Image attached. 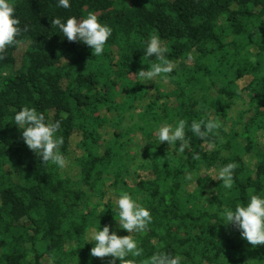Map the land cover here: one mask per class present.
Masks as SVG:
<instances>
[{"label":"trees","instance_id":"trees-1","mask_svg":"<svg viewBox=\"0 0 264 264\" xmlns=\"http://www.w3.org/2000/svg\"><path fill=\"white\" fill-rule=\"evenodd\" d=\"M10 2L29 27L0 60V264H111L90 254L91 230L104 226L138 242L136 264L156 252L180 255V264H264V245L221 217L247 205L249 188L264 198V0ZM89 12L112 29L99 57L51 23ZM153 33L175 68L166 81L141 83L133 74L155 61L143 60ZM25 106L61 121L64 169L43 165L24 142L14 116ZM208 117L219 135L195 137L192 121ZM180 119L191 144L184 153L180 141L158 138ZM233 162L226 189L218 173ZM123 192L150 210L144 233L119 227Z\"/></svg>","mask_w":264,"mask_h":264},{"label":"clouds","instance_id":"clouds-1","mask_svg":"<svg viewBox=\"0 0 264 264\" xmlns=\"http://www.w3.org/2000/svg\"><path fill=\"white\" fill-rule=\"evenodd\" d=\"M59 7L68 9L71 7L69 0H59ZM15 6L10 0H0V60L6 59V49L9 46L20 47L24 41L18 39L28 31L27 25L21 28V21L15 17ZM52 27H58L63 36L70 42L81 41L91 49L93 56H101L105 50V44L112 35V29L102 24L98 16L89 12L87 17L78 21L75 17L67 19L66 23L57 17L51 21ZM169 49L156 33L151 34L147 41L146 51L143 60L155 57V61L150 65L149 70H139L137 75L141 83L155 81L161 77L165 81L168 74L172 73L175 65L167 58ZM189 60L192 59L191 53L188 54ZM254 62V61H253ZM15 124L22 130V138L29 149L33 150L43 161V165L51 163L64 169L68 161L61 152L64 144L62 135H57L61 129V121L46 122L45 115L35 107H23L14 116ZM187 122L180 119L175 127L164 124L158 130V138L161 143L165 141L169 145H176L180 141L178 151L184 153L186 149L191 150L190 139L186 138ZM221 124L211 118H201L199 121L193 120L190 131L195 137L205 140L210 135H219L218 129ZM199 154L193 153V159L199 160ZM170 159V158H169ZM239 165L228 163L223 166L218 173V180L222 181L223 187L231 189L234 185V170ZM186 179L193 180V175L188 173ZM255 190L248 189L249 202L246 206L237 204L235 210L225 208L221 213L224 224L235 225L242 230V237L253 247L264 245V198L254 194ZM119 227L129 233H144L151 224L153 217L150 210L137 203L132 196L123 192L118 201ZM95 246L91 249V256L104 258L111 256V264H116L119 259L120 264H136L135 259L143 256V248L132 237L119 236L115 232L110 234V226H104L103 230H91V240ZM28 259H31L29 255ZM180 255H171L166 252H156L150 257L143 259L139 264H180Z\"/></svg>","mask_w":264,"mask_h":264},{"label":"rangeland","instance_id":"rangeland-1","mask_svg":"<svg viewBox=\"0 0 264 264\" xmlns=\"http://www.w3.org/2000/svg\"><path fill=\"white\" fill-rule=\"evenodd\" d=\"M22 52V50H20L19 52H18V57H21V53Z\"/></svg>","mask_w":264,"mask_h":264}]
</instances>
